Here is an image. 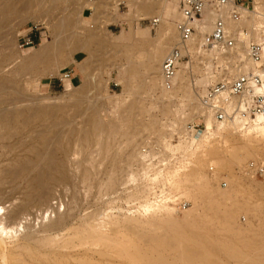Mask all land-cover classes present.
Wrapping results in <instances>:
<instances>
[{
    "label": "bare ground",
    "instance_id": "obj_1",
    "mask_svg": "<svg viewBox=\"0 0 264 264\" xmlns=\"http://www.w3.org/2000/svg\"><path fill=\"white\" fill-rule=\"evenodd\" d=\"M62 1L64 0H0V41H3V46L0 47V62L4 59H9L13 60V62H17V68L21 67L22 69H31V67L35 66L36 71L39 69V67L36 68V64L40 62H48L46 63L47 66L42 65L48 68V64H50V62L52 63L53 60L55 63H52L49 68H52L53 70L54 67H57V70L50 74V77H52L56 72L61 71L62 68L64 69L66 67V65L70 62L71 57L73 61L77 62V65L84 76V81L80 86L72 85L71 95L75 96V99H77L76 103L80 104L77 105V108H79L81 104L84 103L92 105L91 95L93 92L95 81L94 78L96 74L94 70L95 68L93 69V63H91L93 59L91 58V54L89 55L87 53L88 59L83 62H78L76 60V55L80 52L85 53L86 49H88L93 43L98 45V47L100 46L101 48H106L109 44V41L106 39L105 29L100 26L95 27L92 31L86 30V27L83 25V13L86 7H95L96 13L93 17L94 22H98L99 20H104V22L115 21V18L111 16V13L108 12V10L106 11V9H111L113 7L112 4L114 1L116 3L121 2L131 8V11L137 18L142 16L150 17L152 25H154V20H159V24L157 26L154 25V27H158L157 38L155 40L150 38L143 39L146 44L152 46V50L148 57V63H146V67L148 68L146 78L155 87H159L163 95L173 96L179 92H183L184 99L189 102L188 104L190 106V113L188 116L180 120L183 125L182 129H180V134H182V140L184 143L180 142L176 148L182 152L168 151L159 146L145 147L149 149V151L144 153L142 150L141 155L139 152L138 156L140 160L138 157H136L134 147H138L141 144L149 145V143L146 142L148 137L145 138V136L141 138L144 142L142 140H140V143L139 141H136V138L139 134L148 133L150 135H154L157 137V139L159 138V143L160 141H164V139H160V136L162 135L158 131L159 122L157 120L151 119L147 124L145 123L142 125L141 122L135 120H123L122 118V123H125V125L130 124L131 126L129 125L130 127L125 128L129 131L124 132L125 134L123 138L126 140L124 147L121 149L118 147L120 152L118 153L114 151L112 154L113 142L111 141L113 140L110 139L114 138L117 133H120L118 132L120 129L116 125L117 123L115 122L116 124L113 123L106 125L102 118L97 117V114L94 113L95 115L91 116L94 120L92 121L93 123H91L92 125L90 124L91 126L88 127L91 128V130L88 128L84 129L83 139L88 142L91 139V131H93L94 137L98 139L100 145L102 146H100V149L102 150L101 153L107 156L112 154L113 156H111L115 161L117 157L120 159L117 164H122L120 167H118V170L124 171L125 166L129 168L132 173H134L133 167L134 165L136 166L138 164L137 171L140 172L138 184L141 185L143 189L138 188L139 190L134 192L133 195L145 198H139L138 200L130 202L127 204L128 208L126 210L130 212L136 210L139 211L142 210L143 205H150L146 206L144 211H139L138 214L127 215L126 213H115L111 214V216L109 215L107 217L108 222H106V225L112 229V231L110 230L111 232H114L115 236L113 237L105 234L101 227H97L98 225H94L91 222L94 215L89 216L88 218L86 217L82 223V231H77L75 236L77 237L79 245L88 246V248L82 252V256H84V258L82 257L81 261L83 263H79L101 264L100 262H96L97 256H99L101 259L111 256L110 251L107 249H112V251L115 250V253L119 256L129 257L131 263L135 259L140 260L139 257L141 256V250H137L138 247L136 248V251H134L135 249L133 250L135 253L131 252V247L134 248V246H132L134 242L129 238L127 239L126 237L119 238V235H121L119 234V229L122 227H125V229L129 228V230L131 228L133 231L134 228H137L138 232L140 230L141 233H139L140 235H136L137 233H134L136 238L137 236L138 238L139 236L141 238L146 237V239L149 238L157 244L165 247L169 245L172 247V243L170 244L169 242L171 240L174 244H177V236L183 239L185 234L183 231L186 228L200 230V228H210L208 225L219 224L220 229L225 230L226 233L234 235L243 234L244 229L236 224L235 218L238 217L240 210L245 209L247 213H250L251 210H254V207L251 206L250 203H242L238 200V196L242 193V187L235 178H225L227 182L230 183V188L223 191L217 187L219 179L222 176L215 172L213 166H211L210 169L213 168L214 172L209 173L211 175L213 174V176L205 173L203 167L207 160H209L212 165H215L217 168L221 169L226 168L225 163L227 161L230 162L233 159L240 160V155L246 152L247 149H251V146L248 145L249 147H246L245 144L234 143L227 150H224L223 148H220L216 145H211V140L216 141L218 138H226L223 136V130H225V132H237L241 134V137L244 138H252L253 135H262L264 134V115H257L253 122L247 127H244L243 124H241L238 120L228 123L215 122L213 117L210 114H207L201 105V96L203 94L200 93V91H195L193 86H189L193 78L192 77L190 80V70H193L194 68H192V66H194L193 63L188 65L190 68L187 69L188 67L186 68V66L180 62L179 65L181 66V70H177L176 76L173 80V86L170 89L165 87L162 77V60H164L170 54V52L173 50L172 47H176L179 43L177 25L171 23V19H178L179 21L181 19V15L176 4L177 0H97L96 2H89V0H84L83 2H80V0H66L70 5L66 7L64 13H58L52 9L53 7H49V4L56 5L57 2ZM217 2L219 4L214 5L212 4L213 1L209 0L206 9L203 12L202 20H198L195 23V27L199 32L198 37H201V39L198 38L199 45L193 49L196 42L195 38L189 43V47L185 52L186 55L189 51H194L196 54H200V56L204 53V55H207V57L210 59L214 57L215 54H217V63L220 65L224 64V66L227 67V71L220 75L209 74V76L197 80V82L194 81L195 79L192 80L194 83L196 82L195 85L203 87V89H205L211 83L214 84V82L216 83L218 81L228 79L227 76L225 77L227 73H233L234 77L230 76L232 78L250 73L254 69V64L247 55L248 45L253 42L264 43V27L252 29L250 35L244 33L245 39L241 41L239 34L241 33V26H243L245 23L243 15L245 16L247 14L246 10H244L242 6L236 5L242 16V19H240V21H234L226 12V8L233 6V10L235 9L234 0H226L224 4H222L219 0H217ZM254 13L258 21L264 23V15H261L257 12ZM30 20L35 21L34 23L43 24L50 32L51 41L44 43L46 40L44 38L42 42L44 44L41 43L42 45L40 44L38 46L40 48L38 49L35 47L27 50H18L14 44V40L16 39L14 34L21 25H24ZM217 20H222L226 24L227 31L231 33L232 37L236 40L235 47L230 50H221L215 47H209L207 50L200 49L204 36L212 32L214 24ZM22 29L21 32H19V36L22 34ZM77 30H81L82 32L79 33ZM138 34L144 35L145 33L142 30H138ZM81 36H85V40H82ZM247 39H249L251 42L249 43V41H246ZM10 45L12 46L10 50L14 48V51H8V47H11ZM207 57L206 59L208 60ZM56 58H60V60L57 61ZM198 60L202 62L203 59L201 60L199 58ZM40 64L39 66L41 67ZM49 68H43L44 75L50 72ZM194 69H196L194 71H198L197 69L199 68L196 67ZM116 70H119L118 74L121 76L128 75L132 77L133 75L131 68L122 70V67H118ZM30 71L34 70L32 69ZM122 85L124 92L131 91L130 80L124 82L122 81ZM8 88V84L0 83V141L7 140L14 135L24 132L28 127L33 125L34 117H36V114L27 115L23 109L18 108V105H20L23 100L25 101L24 98H26V96L21 98V93L16 91L15 97H11L9 95L11 91L8 92ZM5 95L10 97L8 98V96L6 97ZM11 106H13V108H10ZM37 109L38 108H36V110ZM128 109V113H134L135 110L138 109V101L129 106ZM170 109V103L168 104L164 102L162 104L163 113H170ZM197 115L201 116L198 117ZM202 116H204L205 124V129L202 131V133L191 139H186L183 137L184 129L187 126L185 124H187L189 121L193 123L192 120H195L196 118L198 122ZM59 124L61 123L56 125H48L43 130L35 133L36 136L39 137L37 138L38 142L40 140L39 146L41 144V147L38 146L33 148L34 151L32 150V152L35 153L33 155L36 156V160H33L35 162H29L30 160L28 159V162H25V160L20 161L17 163V165L10 167V169L5 173L7 177L14 180L20 178L26 179L30 192L32 193L33 197L40 199L39 201H44L47 198L50 185L53 182L64 180L67 176L66 169L64 168L65 165L58 158V153L62 152V149L65 147L64 140H67V137L64 139L63 136L65 130H63L62 133V131L56 129L57 125ZM53 126H55V129ZM75 128H71V132H76L77 128ZM238 129L241 132L238 131ZM67 130L65 133H67ZM102 135H105L106 138L101 137ZM36 136L34 138H36ZM72 136L73 135H71V137ZM66 144H68V142H66ZM164 145L165 148H173L170 144L164 143ZM157 155L160 156L159 158H161L160 162H166L164 167L146 163L147 158H153ZM245 166H243L241 169L242 174ZM182 167H184V169ZM130 171H128L129 175L131 174L129 173ZM117 173L115 169L109 175L110 177H108L107 182L105 181L106 183L103 184V187H105L106 190H110L112 187H114L118 178ZM82 176H84V179H87L89 177L88 171H85L84 175ZM133 177L134 175L131 174L130 178ZM244 177L254 178L248 177L246 175H244ZM182 200H185L189 203L188 208H186L181 215H174L173 210H179L178 206ZM25 206L26 205L17 206L14 210L9 212L4 211V208H0V264H26L24 262L25 260L21 259L19 256L23 253L18 254V251L20 250L28 251V253L32 255L40 254L43 257L41 264H65L62 258L67 257L69 253H65L64 250L76 248V241L73 238L67 240L62 245L56 246L57 244L54 243V239H52L53 237L50 238L47 235L50 233V231L54 230V228L65 226L67 224L65 220H58L57 222L50 224L48 226V230L45 231L46 236L43 235L42 238H40L41 235L38 237L39 234L37 236L34 233H30L24 236L22 242L19 243V240L17 243L16 240V243L13 244L11 241L14 238L13 234L15 237H17L19 229H24V221L28 219ZM201 212H203V216L200 215ZM258 220V225H260V228H262L261 225H264V218L262 219L260 216V219ZM249 226L251 225H248V227ZM137 229L135 230L136 232ZM28 230L29 229L27 228V231ZM160 230L161 232H159ZM170 232L172 233L171 236L168 235ZM49 235L51 236V233ZM169 236L171 240H169ZM141 240L145 239L143 238ZM151 240L147 239V241ZM190 242L193 241L190 240ZM180 244L181 243L178 244V248L180 247ZM38 246H42L43 250L40 249V251H38ZM230 246L231 245H229V248H227L230 254L232 253V255H234L240 253L237 249ZM102 247H105L106 250H100ZM93 248H96V250ZM36 249L37 251H35ZM256 249L254 254H264V248L262 250L259 248ZM41 251L43 253H41ZM184 253V257H186L187 253ZM77 254H80V252ZM162 257L158 258L157 261L159 263L167 264L166 259ZM249 259L252 262H263L264 256L261 258L260 255L257 259L254 258V256H250L247 261H249ZM199 260H201V256Z\"/></svg>",
    "mask_w": 264,
    "mask_h": 264
},
{
    "label": "rangeland",
    "instance_id": "obj_2",
    "mask_svg": "<svg viewBox=\"0 0 264 264\" xmlns=\"http://www.w3.org/2000/svg\"><path fill=\"white\" fill-rule=\"evenodd\" d=\"M83 1L84 0H80V2ZM212 1V4L214 5L219 4L217 0ZM235 1L238 6H242L247 12L245 16L243 15L245 23L243 26H241V33L239 34L241 41H243L245 39L244 33L250 35L252 29L264 27V23L259 22L254 13L257 12L261 15H264V0H234V2ZM176 4L179 9V0L176 1ZM68 5L70 4L64 0L62 2H57L56 5L49 4V7H53L52 9L58 13H64V10ZM112 6L113 7L111 9L107 8L106 11L108 10V12L111 13V16L115 18V21L104 22V20H99L98 22H94L93 17L96 13L95 7H86L83 13V25L86 27V30L92 31L95 27L100 26L105 29L106 39L109 41L107 47L104 45L106 48H101L100 46L99 48L98 45L93 43L88 49H86L85 53L80 52L76 55V60L78 62H83L88 59V54H91L92 56L91 58L93 60L91 63H93V69L95 68L94 70L96 73L94 78L95 81L93 92L91 95V102L93 106L84 103L81 104L79 108H77V105L80 104H77V99H75V96L71 95L72 85L80 86L84 81V76L80 71L77 62L73 61L71 57L70 62L64 69L62 68V70H72L73 77H75V79L73 78V82L67 80L64 82V84L58 79L61 71L56 72L54 76L50 77V74L57 70V67H54L53 70L52 68H49L52 63H55L53 60L52 63L50 62V64H48L50 72H48L46 75H44L43 68L45 67L48 69L46 67V63L48 62H40L41 64H36V68L39 67V69L36 70L38 73L35 71V66L31 67V69H22L21 67L17 68V62H13V60L4 59L0 62V83L8 84V92L11 91L9 94L11 97H15L16 91L21 93V98L26 96V98H24L25 101L23 100V102L18 105V108L23 109L27 115L36 114L33 125L28 127L27 130L18 135H14L7 140L0 141V208H4V211L9 212L14 210L17 206L26 205V215L28 217L26 220L27 223L24 221L26 227L24 225V229H19L17 237H15L13 234L14 240H11L13 244L16 243V240L17 243L19 240V243L22 242L24 236L30 233H34L37 236L39 234L38 237L41 235L40 238H42L43 235L46 236L45 231L48 230V226L50 224L57 222L58 220H65L67 223L65 226L54 228V230H52L54 233L50 231L51 236L49 235L50 233L47 234L50 238L53 237L52 239H54V243L57 244L56 246L62 245L67 240L73 238L76 241V248L64 250L65 253H69L67 257L62 258L65 264H80L79 262H82L81 258H84V256H82V252L88 248V246L79 245L77 237L75 236L77 231H82V223L86 217L88 218L89 216L94 215L91 222L94 225H98L97 227H101L105 234L113 237L115 236L114 232H111L112 229L106 225V222H108L107 217L109 215L111 216V214L115 213H126L127 215L138 214L139 211H144L145 207L150 205H143L142 210L139 211L136 210L130 212L126 210L128 208L127 204L138 200L139 198L145 197L133 195L137 190L143 189V187L138 184L140 178V172L137 171L138 164L136 166L134 165L133 167L134 173H132L130 169L125 166L124 171H121L118 170V167H120L122 163L117 164L120 159L117 157V155L116 157L118 158V161L117 158L116 161L112 158L114 151L119 153V149L124 147L126 142V140L123 138L125 134L124 132L129 131L125 128L131 126L130 124L125 125V123H122V118L123 120H135L141 122L142 125L145 123L147 124L151 119H155L159 122L158 131L162 135L160 136V139H164V141H160L159 143V138L157 139V137L148 133L139 134L136 138V141H139L140 143V140H142L141 138L145 136V138L148 137V139H146L147 141H145L149 143V145L141 144L138 147H134L136 157L139 159L138 153L140 152L141 155V152L145 147L159 146L168 151L182 152L176 148L180 142H183L182 134H180V129H182L183 125L180 120H182L184 117H187L190 113V106L188 104L189 102L184 99L183 92H179L173 96L163 95L159 87H155L146 78V74L148 72L146 63H148V57L152 50V46L146 44L143 39L150 38L155 40L158 36V27H154L150 24V17H135L134 13L131 11V8L121 2L116 3L114 1ZM232 11L233 6L226 8V12L230 17ZM178 21V19H171V23L174 25H177ZM34 22L35 21L32 20L26 22L24 25H21L14 34L16 38L14 40V44L18 50L19 48L17 42L19 32H21V29L27 24H32ZM138 30L144 31L145 34L139 35ZM77 31L79 33L82 32L81 30ZM198 35L199 32L197 30L195 41L198 44L195 42L193 49L199 45L198 40L201 39V37H198ZM85 38V36H81L82 40H85ZM45 39L46 40L44 43L51 41L50 32L48 30L46 31ZM246 41H249V39ZM250 42L251 41H249V43ZM2 46L3 41L1 40L0 47ZM11 48L12 46L8 47L9 50H7L14 51V48L10 50ZM38 48L40 47H36V49ZM173 48H175V46H173L172 49ZM188 54L189 55H187L186 58L181 61V63H183L186 68L191 63L194 64L192 68H199L197 69L198 71H194L196 70L194 68L193 70L191 69L192 71L190 70V80L193 77L192 80L195 79L194 81L197 82V80L203 79L204 77L209 76V74L220 75L227 71V67L224 66V64L220 65L217 63V54H215V56L211 59L208 58L207 55H204V53L200 56V54H196L194 51H189ZM60 58H56V60L58 61ZM199 58L201 60L203 59L202 62L198 60ZM118 67H122V70L131 68L133 74L132 77L128 75H119V70H116ZM189 68L190 67L187 69ZM32 69L34 71H30ZM178 70H181L180 65ZM226 76L227 78L230 76L234 77L233 73L231 72L227 73L225 77ZM129 80L131 91L124 92L122 81L124 82ZM192 80L189 86H193L195 91H200L202 94H204L205 91L213 84L211 83L205 89H203V87L195 85L196 82L194 83ZM5 96L7 97L8 95ZM10 96H8V98ZM136 101H138V109L132 114L128 113V107L134 104ZM164 102L171 104L170 110L172 113L162 112V104ZM34 106L38 109L36 110ZM10 108H13V106ZM94 113L97 114V117L102 118L106 125L116 122L117 124H115L120 129L118 131L120 133H117L114 136L115 139H110L113 140L111 141L113 142V149L110 156L101 153L102 150L100 148L102 146L100 145L98 139L94 137L93 131H91V139L88 142L83 139L84 129H87L89 126H91V123H93L92 121H94L91 117L95 115ZM197 116L199 117L201 115ZM195 120H192V122ZM195 122H197V120ZM58 123L63 124L57 125L56 129L62 131V133L63 130H65V135L63 134L64 139L67 137V140L63 139L65 141L64 149H62V152L58 153V158L65 165L64 168L66 169L67 176L64 180L53 182L50 185L47 198L44 201H39L40 199L33 197L32 193L30 192L26 179L20 178L14 180L7 177L5 173L10 169V167L17 165V163L20 161L25 160V162H28V160H30L29 162H31L36 160V156L33 155L35 153H33L32 150L33 148L39 146L40 140L38 142L37 138L39 137H37L35 133L43 130L48 125H56ZM189 123H191V121H189L187 124ZM53 127L55 129V126ZM69 127H76L79 129L77 130L75 128L76 132H71V128ZM88 129L91 130V128ZM66 130L67 133H65ZM238 131L240 130L238 129ZM73 132L75 133L72 134ZM223 133V136L226 138H218L216 141L211 140V145H216L220 148H223L224 150H227L232 144L238 143L245 144L246 147L249 145L251 146V149H247L246 152L242 153L240 155V160L233 159L230 162L227 161L225 163V169L217 168V166L212 165L209 160L206 161L203 169L205 170V173L209 174L210 167H214L215 172L222 176H220L221 178L219 179L217 187L223 191L230 188V183H228L225 179L228 177L235 178L242 187V193L238 196V200L242 203H250V205L254 207V210H251L250 213H247L245 209L240 210L238 217L235 218L236 224L244 229L243 234L234 235L226 233L225 230L220 229L219 224H213L215 228L213 225H208L210 228L212 227L211 229L207 227V229L200 228V230L186 228L183 231L185 233L183 239L177 236V244H174L170 239L172 233H168V235H170L169 240H171L169 242L170 244L172 243V247L171 245H166L167 247H165L157 244L149 238L147 239L151 241H147L146 237H143L145 240H141L143 238L140 236L138 238L137 236V239L136 235H140L139 233H141L140 230L138 232L137 228H134L133 231L131 228L129 230V228L125 229V227H122L119 229V234H121L119 235V238L126 237L135 243L132 244L134 248L131 247V252L135 253L134 251H136V248L138 247L137 250H141V256L139 257L140 260L135 259L131 263L129 257L119 256L115 253V250L112 251V249H107L110 251L111 256H108L104 259H101L99 256H97L96 262H100L101 264H113L114 262V264H164L157 261L158 258L163 256L166 259L167 264H264V261L252 262L250 259L247 261L250 256H254L256 259L259 258L260 255L261 258L264 256V254H254L256 248L261 250L264 248V225H261L262 228H260V225H258V219H260V216L262 219L264 218V178H246L241 173L243 166H245L251 160L264 162V134L258 136L253 135L252 138H244L241 137V134L234 131L225 132V130H223ZM34 135L36 138H34ZM71 135L73 136L71 137ZM101 137L106 138L105 135H102ZM66 142H68V144H66ZM164 143L170 144L173 148H165ZM39 147H41V144ZM182 168L184 169V167ZM115 169L116 173L118 172V178L114 187H112L110 190H106L105 187H103V184L107 182L108 177H110L109 175ZM85 171H88L89 179L83 178L84 176L82 175H84ZM128 171L134 175L133 178H130L131 174L129 175ZM209 175L213 176V174ZM224 182L227 184L226 187L224 186ZM184 211L185 210L180 209L173 210V213L174 215L179 216ZM200 215L203 216V212H201ZM248 225L251 226L248 227ZM27 228L29 229L28 231ZM136 229L137 232L135 231ZM126 230L129 231L127 232ZM159 232H161V230ZM134 233L137 234L135 235ZM190 240L193 242H190ZM179 243L181 244L178 248ZM229 245L237 249L240 253L234 255H232V253L230 254L227 249L229 248ZM37 249L38 251H40V249L43 250L42 246H38ZM37 249L35 251H37ZM93 249L96 250V248ZM100 250H106V248L102 247ZM144 251L146 255L144 254ZM78 252H80V254H77ZM184 252H186L187 256L189 257H184ZM20 253L23 254L21 255ZM41 253L43 252L41 251ZM18 254H20L19 256L21 259L25 260L23 261L26 264H41V260L43 259L40 254L32 255L25 250L18 251ZM199 254L201 256V260H199Z\"/></svg>",
    "mask_w": 264,
    "mask_h": 264
},
{
    "label": "built area",
    "instance_id": "obj_3",
    "mask_svg": "<svg viewBox=\"0 0 264 264\" xmlns=\"http://www.w3.org/2000/svg\"><path fill=\"white\" fill-rule=\"evenodd\" d=\"M96 2L97 0H89ZM222 4L226 0H219ZM209 0H179L180 21L177 22V32L179 43L162 62V77L166 88L173 86L179 63L186 58V49L189 43L195 39L197 29L195 23L202 20ZM231 12L234 21H240L241 14L236 7ZM92 10V9H91ZM152 25V23L150 22ZM154 25L159 24V20L153 21ZM152 25V26H154ZM46 28L43 24H27L22 29V34L18 38V48L27 50L38 47L46 36ZM236 45V40L226 29V24L222 20H217L210 34L203 38L200 49L207 50L215 47L221 50H230ZM248 58L254 64V69L245 75L236 78L218 81L212 84L201 96V105L207 114H210L217 123H228L238 120L244 127L249 126L257 115H264V43H250L247 48ZM221 68V67H220ZM73 71L69 69L61 70L58 77L64 84L69 80L73 82ZM205 129L204 116L198 122L187 124L184 129L186 139H191L202 133ZM149 149L144 148L146 153ZM160 156L147 158L146 163L164 167L166 162H160ZM210 172H214L213 168ZM243 174L248 177L264 178V162L251 160L243 170ZM224 186L227 184L224 182ZM188 202L182 200L178 209L185 210Z\"/></svg>",
    "mask_w": 264,
    "mask_h": 264
},
{
    "label": "crops",
    "instance_id": "obj_4",
    "mask_svg": "<svg viewBox=\"0 0 264 264\" xmlns=\"http://www.w3.org/2000/svg\"><path fill=\"white\" fill-rule=\"evenodd\" d=\"M74 79H75V77H74Z\"/></svg>",
    "mask_w": 264,
    "mask_h": 264
}]
</instances>
